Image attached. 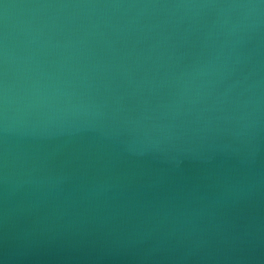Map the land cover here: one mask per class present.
I'll return each instance as SVG.
<instances>
[{"label": "water", "instance_id": "1", "mask_svg": "<svg viewBox=\"0 0 264 264\" xmlns=\"http://www.w3.org/2000/svg\"><path fill=\"white\" fill-rule=\"evenodd\" d=\"M0 264H264V0H0Z\"/></svg>", "mask_w": 264, "mask_h": 264}]
</instances>
